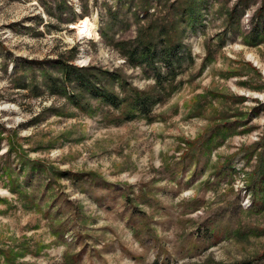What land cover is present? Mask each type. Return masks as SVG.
I'll return each mask as SVG.
<instances>
[{"label":"rangeland","instance_id":"obj_1","mask_svg":"<svg viewBox=\"0 0 264 264\" xmlns=\"http://www.w3.org/2000/svg\"><path fill=\"white\" fill-rule=\"evenodd\" d=\"M248 1L0 0V264H264Z\"/></svg>","mask_w":264,"mask_h":264},{"label":"trees","instance_id":"obj_2","mask_svg":"<svg viewBox=\"0 0 264 264\" xmlns=\"http://www.w3.org/2000/svg\"><path fill=\"white\" fill-rule=\"evenodd\" d=\"M240 4L241 7L244 8H248L251 5V2L248 0H240ZM260 9L257 10V12H259ZM260 23H256L253 28H251V30L248 32V34H251L253 39L252 41H250L251 43L254 44H258L261 42V40H256L258 34H259V28H260ZM152 44H148L144 47V51L142 52L143 55H147L150 50H151ZM155 48V47H154ZM176 48H179V45L176 46ZM56 63V62H55ZM59 64H61L60 62H58ZM87 70V69H79L75 66H64V71H65V77L67 79H71V73L74 71L76 74V79L79 83L81 84H87V80L85 78V75H83V71ZM95 92L93 94V96L98 97L100 99H102L103 101H106L109 104L112 105H117L118 101H119V97L116 93L114 92H109L106 90H102V89H98L95 88ZM149 97L148 96H142V95H135L132 103L134 104L135 107H140L139 109L141 110H145L146 108H148L149 105V101H148ZM229 264H250V262L248 261H243V262H237V263H229Z\"/></svg>","mask_w":264,"mask_h":264}]
</instances>
